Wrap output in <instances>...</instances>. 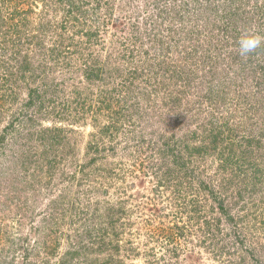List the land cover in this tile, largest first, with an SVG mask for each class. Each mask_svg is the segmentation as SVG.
Listing matches in <instances>:
<instances>
[{
    "label": "rangeland",
    "instance_id": "374dc122",
    "mask_svg": "<svg viewBox=\"0 0 264 264\" xmlns=\"http://www.w3.org/2000/svg\"><path fill=\"white\" fill-rule=\"evenodd\" d=\"M0 29V264H264V46L237 43L264 0H0Z\"/></svg>",
    "mask_w": 264,
    "mask_h": 264
},
{
    "label": "trees",
    "instance_id": "16d2710c",
    "mask_svg": "<svg viewBox=\"0 0 264 264\" xmlns=\"http://www.w3.org/2000/svg\"><path fill=\"white\" fill-rule=\"evenodd\" d=\"M22 14V12H21V10H20V6H19V9H17V8H14V10L12 11V13L10 14V16H11V18H7V20L9 21V25H8V31H9V33H14V34H20L21 33V31H20V29H19V27H18V25H15V21H16V19H17V17H19L20 15ZM13 20H14V22H13ZM1 30V29H0ZM2 32H0V34H1ZM27 65V64H26ZM21 69H24V67L21 65ZM93 72H95V70L94 69H92L90 72H89V76H92L93 75ZM217 127V126H216ZM214 130V129H213ZM219 131H221V129H219ZM217 135H221L220 134V132H217L216 130H214V139L216 138V136ZM247 142H248V140H247ZM251 152V151H250ZM253 152V151H252ZM228 160V163H231V158L229 157V158H227ZM245 161L243 160V163H244ZM241 167V165H238V168H240ZM245 167H246V164H245ZM245 170H248V169H245ZM255 171L256 172H258L259 170L258 169H256L255 168ZM247 172V171H246ZM258 174L259 173H255V176L251 179V180H248V181H246L245 183H247V185H246V188H249V187H251V189L250 190H252V189H255V191H256V182H257V180L259 179L258 178ZM245 187V186H244ZM257 192V191H256ZM235 203H237V201L235 202ZM236 216H234V215H231V214H228V218H229V220L231 221V222H236V218H235ZM184 231H186V230H181V235L183 236V234H184ZM234 233H237V231H234ZM176 237H172V236H170L169 238H167V240L170 242V241H174V239H175Z\"/></svg>",
    "mask_w": 264,
    "mask_h": 264
},
{
    "label": "clouds",
    "instance_id": "9594fccd",
    "mask_svg": "<svg viewBox=\"0 0 264 264\" xmlns=\"http://www.w3.org/2000/svg\"><path fill=\"white\" fill-rule=\"evenodd\" d=\"M237 43L239 54L242 57H247L261 46H264V35L250 29L240 36Z\"/></svg>",
    "mask_w": 264,
    "mask_h": 264
}]
</instances>
